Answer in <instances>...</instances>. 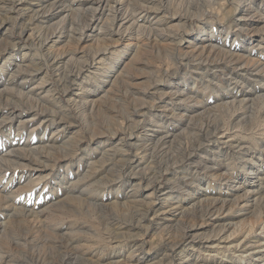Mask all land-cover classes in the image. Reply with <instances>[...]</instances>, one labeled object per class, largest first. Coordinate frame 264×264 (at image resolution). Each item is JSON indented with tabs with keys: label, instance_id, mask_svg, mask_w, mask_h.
Returning <instances> with one entry per match:
<instances>
[{
	"label": "rangeland",
	"instance_id": "1",
	"mask_svg": "<svg viewBox=\"0 0 264 264\" xmlns=\"http://www.w3.org/2000/svg\"><path fill=\"white\" fill-rule=\"evenodd\" d=\"M0 264H264V0H0Z\"/></svg>",
	"mask_w": 264,
	"mask_h": 264
},
{
	"label": "bare ground",
	"instance_id": "2",
	"mask_svg": "<svg viewBox=\"0 0 264 264\" xmlns=\"http://www.w3.org/2000/svg\"><path fill=\"white\" fill-rule=\"evenodd\" d=\"M63 2V1H62ZM60 3V2H59ZM113 10V9H112ZM115 11V10H114ZM133 11V10H132ZM49 12V11H48ZM118 19V18H117ZM157 24V23H156ZM69 28V27H68ZM159 34V33H158ZM171 39V38H170ZM188 59V58H187ZM195 59V58H194ZM193 60V59H192ZM28 69V68H27ZM238 71V70H237ZM31 72V71H30ZM11 73V72H10ZM9 73V74H10ZM73 73V72H72ZM21 80V79H20ZM64 82V81H63ZM195 97V96H194ZM142 116V115H141ZM16 127V126H15ZM11 145H12V147H14L15 145H16V143L15 142H11L10 143ZM64 144V143H63ZM11 147V146H10ZM14 149V148H13ZM10 150V149H9ZM18 155H20V154H18ZM21 157H22V155H21ZM31 158V157H30ZM30 158H27V159H30ZM39 159V158H38ZM31 160V159H30ZM44 162V161H43ZM41 165V164H40ZM158 176V175H157ZM262 188V187H261ZM258 206V205H257ZM212 209H214V205L211 203L208 207H207V209H206V211H205V215H207L208 216V214L212 211ZM203 221V220H202ZM127 229V228H126ZM222 233V232H221ZM229 237V236H228ZM176 243V245H175V247H174V249H172L173 251H175L176 249H178L179 247H180V242L178 241V242H175ZM73 248V247H72ZM82 258V257H81ZM98 262V261H97Z\"/></svg>",
	"mask_w": 264,
	"mask_h": 264
}]
</instances>
